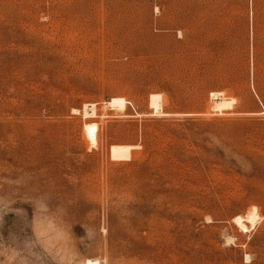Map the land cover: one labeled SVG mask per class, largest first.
Listing matches in <instances>:
<instances>
[{"label": "rangeland", "instance_id": "374dc122", "mask_svg": "<svg viewBox=\"0 0 264 264\" xmlns=\"http://www.w3.org/2000/svg\"><path fill=\"white\" fill-rule=\"evenodd\" d=\"M89 259L264 264V0H0V264Z\"/></svg>", "mask_w": 264, "mask_h": 264}, {"label": "bare ground", "instance_id": "6f19581e", "mask_svg": "<svg viewBox=\"0 0 264 264\" xmlns=\"http://www.w3.org/2000/svg\"><path fill=\"white\" fill-rule=\"evenodd\" d=\"M108 106L119 109V110H124L125 108V101L121 98H112L109 102H108ZM122 112V111H121ZM259 219V217L257 215H248L245 218V223L251 224L252 227L255 224V222H257V220ZM238 226L241 228V230L243 231H247V228L245 226V224L243 222H238ZM251 227V228H252ZM245 260H249L248 256H246ZM83 264H99L97 260H86Z\"/></svg>", "mask_w": 264, "mask_h": 264}]
</instances>
